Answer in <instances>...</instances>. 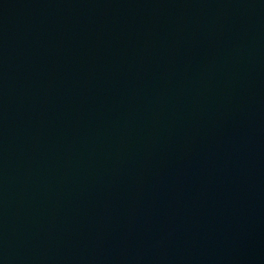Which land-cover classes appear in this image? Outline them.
Returning <instances> with one entry per match:
<instances>
[{"label":"water","instance_id":"1","mask_svg":"<svg viewBox=\"0 0 264 264\" xmlns=\"http://www.w3.org/2000/svg\"><path fill=\"white\" fill-rule=\"evenodd\" d=\"M0 264H264V0H0Z\"/></svg>","mask_w":264,"mask_h":264}]
</instances>
